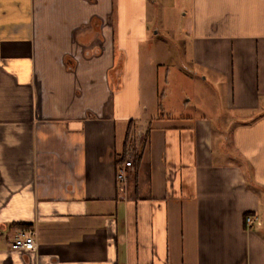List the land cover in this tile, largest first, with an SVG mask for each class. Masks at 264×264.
Returning a JSON list of instances; mask_svg holds the SVG:
<instances>
[{"label": "crops", "instance_id": "0c3cea01", "mask_svg": "<svg viewBox=\"0 0 264 264\" xmlns=\"http://www.w3.org/2000/svg\"><path fill=\"white\" fill-rule=\"evenodd\" d=\"M178 2L0 0V264H264V0ZM185 66L220 112L164 107Z\"/></svg>", "mask_w": 264, "mask_h": 264}, {"label": "rangeland", "instance_id": "374dc122", "mask_svg": "<svg viewBox=\"0 0 264 264\" xmlns=\"http://www.w3.org/2000/svg\"><path fill=\"white\" fill-rule=\"evenodd\" d=\"M178 1L180 2L181 0H177V2ZM184 12L185 10L182 9L181 13L177 15L176 10L165 9V22L171 19H175V21L180 22V19H183ZM171 28V24L168 25L166 23V25L161 26V32L163 36L167 37L168 40L166 41L167 43H165L173 48L174 56L177 59V57H180V52L182 53L181 50L183 47V42L181 39L184 37L183 35L179 34H182L183 26L181 23L177 24V26L175 27L176 30H174L177 31V33L176 35L174 34V36H172ZM185 61L186 58L182 57L181 54L179 65H181V63L184 64ZM185 64L188 65L187 63ZM185 68L195 73L193 79L189 76V74H184L182 72L174 70L169 74L168 82L161 83L160 88L165 95L164 107L168 108L167 110L171 108L172 113L176 114L178 112V110L176 109L180 108L179 106H181L179 104V99L183 97L187 102L186 105H188V108H185L186 114L190 113L191 115L195 116L206 115L211 117L214 108L220 112V109L222 110V105L220 104L222 102V93L220 90L221 88L216 85V79H211L206 73L199 71L192 66H185ZM162 74L163 71H161V75ZM205 77L208 79V82L204 81ZM162 79H164V74ZM208 83H211L214 88L210 87ZM168 100H172L173 103L169 105ZM182 107L186 106L182 105Z\"/></svg>", "mask_w": 264, "mask_h": 264}, {"label": "built area", "instance_id": "2783aa9c", "mask_svg": "<svg viewBox=\"0 0 264 264\" xmlns=\"http://www.w3.org/2000/svg\"><path fill=\"white\" fill-rule=\"evenodd\" d=\"M132 166L131 161H125L124 164L117 170V183L119 191L123 192L125 188V181L127 178V170ZM245 224L247 227H251L254 224L252 216L245 218ZM10 249L13 251H20L24 253H33L37 249L35 232L33 230L19 231L12 241L10 242Z\"/></svg>", "mask_w": 264, "mask_h": 264}, {"label": "trees", "instance_id": "16d2710c", "mask_svg": "<svg viewBox=\"0 0 264 264\" xmlns=\"http://www.w3.org/2000/svg\"><path fill=\"white\" fill-rule=\"evenodd\" d=\"M251 214H247L246 216H250Z\"/></svg>", "mask_w": 264, "mask_h": 264}]
</instances>
